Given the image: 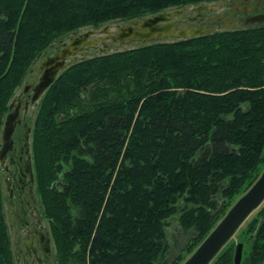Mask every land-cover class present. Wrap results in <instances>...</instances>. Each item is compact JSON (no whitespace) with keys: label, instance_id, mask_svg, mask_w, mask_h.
<instances>
[{"label":"trees","instance_id":"obj_1","mask_svg":"<svg viewBox=\"0 0 264 264\" xmlns=\"http://www.w3.org/2000/svg\"><path fill=\"white\" fill-rule=\"evenodd\" d=\"M208 1L0 0V143L12 98L57 38ZM31 135L58 264H181L264 170V25L77 60L41 97ZM174 218L188 236L170 257ZM248 232L241 264H263L264 208ZM0 264H17L1 162Z\"/></svg>","mask_w":264,"mask_h":264},{"label":"water","instance_id":"obj_2","mask_svg":"<svg viewBox=\"0 0 264 264\" xmlns=\"http://www.w3.org/2000/svg\"><path fill=\"white\" fill-rule=\"evenodd\" d=\"M207 4L196 6L197 11L208 9ZM185 13V8L175 9L171 11H161L156 14L141 18L139 20H131L128 24L120 26L113 32L108 25L99 31L90 29L73 37L69 43H64L63 47L48 56L44 54L45 60L39 67L40 78L37 83L27 84L24 92H29L32 88L31 100L26 104V108L30 104H37L41 96L54 83L59 72L65 69L69 64L77 59V54L85 50L89 46H94L102 40L121 41L123 43H131L134 41H153L164 39L166 37L176 38H192L196 36L206 35L212 29L206 27H178V20L173 18ZM264 20V14L257 18ZM264 25V24H263ZM97 33L102 37H92ZM22 103L9 112L5 119L2 131V144L0 147V161L4 164L8 152L13 148V134L20 120V108ZM30 165L32 160L28 163ZM33 173V171H32ZM264 202V170L255 181V183L236 201L229 209L224 218L200 244L196 251L183 264H210L224 245L236 233L243 222L249 215ZM243 242L236 247L234 256V264H241L243 258ZM192 259V260H191Z\"/></svg>","mask_w":264,"mask_h":264},{"label":"flooded vegetation","instance_id":"obj_3","mask_svg":"<svg viewBox=\"0 0 264 264\" xmlns=\"http://www.w3.org/2000/svg\"><path fill=\"white\" fill-rule=\"evenodd\" d=\"M208 6V9L202 11H197L195 6H186L185 13L175 18L179 21L178 27H208L216 32L232 29L248 22L251 12L261 10L260 13H264V0H234L232 2L226 0L218 5L209 4ZM189 8H192L195 14L190 17V24H184L181 17L185 16ZM220 8L221 10L219 11ZM203 11L207 13L204 14ZM196 22L197 24H195ZM95 37L102 36L97 33ZM99 44L103 48L108 46L104 40ZM54 53L55 51L53 53L48 52L47 55H53ZM34 83L36 82L32 81L29 83L25 81L22 92L9 105L8 113L13 111L19 103H22L20 108L21 121L17 124L13 134V148L8 152L5 163L2 164L7 174L4 182L8 191L9 205L12 211L15 212L17 223L20 224L19 229L24 232V248H20L15 252L17 264H50L49 255L53 247L49 223L43 215L42 204L36 189L33 162L31 169L28 164L32 160L31 134L33 127L30 124L29 112L31 107L34 108L37 104H30L26 108V104L31 100L32 88L29 92H24V89L27 84Z\"/></svg>","mask_w":264,"mask_h":264},{"label":"rangeland","instance_id":"obj_4","mask_svg":"<svg viewBox=\"0 0 264 264\" xmlns=\"http://www.w3.org/2000/svg\"><path fill=\"white\" fill-rule=\"evenodd\" d=\"M226 0H210L208 2H204L206 4H211V5H218L222 2H224ZM231 2L234 0H230ZM203 3V4H204ZM195 5H189L188 7H192ZM186 7V6H184ZM221 10V8L219 9V11ZM204 12V11H203ZM260 11H256V12H251L249 15H251V17H249V21L235 26V28L232 29H239V28H244V27H250V26H257L260 25L262 23H264V20H259L257 18L261 17L264 13H260ZM207 12H204V14ZM195 14V12L192 10V8L188 9V12L185 14L183 18V23L184 24H190V17L193 16ZM128 21H117V22H111L108 25H110V29L115 32L118 30V27L120 25H125ZM197 24V22L195 23ZM103 27V26H102ZM102 27L99 28H89V27H84L81 28L78 31H72L67 33L66 35H64L63 37L57 38L49 47H48V51L50 53H53L54 51L57 50L58 47H62L63 42H70L71 37H74L75 35H78L80 33H82L83 31H86L87 29H96L97 31H99L100 29H102ZM176 40V37H168L165 38L162 41H174ZM107 45L106 48H103L102 45H98L96 47H91L89 49H87L85 52H82L80 54H78V58L77 60H81L83 58H88V57H92L95 56L97 54H103V53H110V52H115V51H120V50H124V49H131V48H135L138 46H144L146 44L151 43L150 41L147 42H143V41H136V42H131V43H123V42H114L112 40H107ZM43 58L42 56L38 57L37 60L31 65L30 70L28 71L26 78L23 82V84L17 89L14 97L12 98L15 99L18 97V94L22 92L23 90V86L25 84V81L31 83L32 81L37 82L39 77H40V73L38 72V69L40 67V64L42 63ZM11 100V101H12ZM41 100V99H40ZM40 100L37 104V106H35L34 108L31 107V110L29 112V117H30V124H32L33 126V121L34 118L36 116V112H37V108L38 105L40 103ZM11 103V102H10ZM10 105V104H9ZM4 126V124H3ZM2 126V129H3ZM3 131V130H2ZM32 137V135H31ZM32 142V139H31ZM6 172L4 171L2 165H1V177H2V183H3V194H4V209H5V213H6V217H7V222H8V226H9V232H10V238L12 241V247H13V251L14 254L15 252H17L20 248H24L23 247V236H24V232L22 231V229H19V223H17V218L14 215V211H12L11 206L9 205V201H8V191L6 189V183L4 182V178L6 177ZM36 189H37V185H36ZM38 192V189H37ZM242 196V195H241ZM240 196V197H241ZM237 197L234 204L236 203V201L240 198ZM40 198V197H39ZM41 201V199H40ZM233 204V205H234ZM232 205V206H233ZM231 206V207H232ZM230 207V208H231ZM264 208V202L258 207L256 208L250 215L249 217L243 222V224L239 227V229L236 231V233L230 238V240L224 245V247L219 251V253L217 255L221 256L222 254H224L226 251H228L229 249L232 248V246L237 247V245L241 242L244 243V249H243V260H245L248 257V253L251 247V238H250V234L248 232V225L249 223L260 213V211ZM47 222H49L47 220ZM48 225V223H46ZM168 240L170 243V257L173 256L174 252H176L179 249L180 245H184V242L187 240V236L188 233H185L182 228L180 227L178 218H174L171 220V225L168 226ZM186 253V252H184ZM43 255H45L44 253H42ZM192 254H190L188 256V254H185V257H187L185 259V261L191 256ZM216 255V256H217ZM215 256V257H216ZM49 259H50V264H58L57 260H56V251H55V246L53 243V247H52V252L49 255ZM185 261L181 262V264H183ZM211 263V262H210ZM264 264V263H263Z\"/></svg>","mask_w":264,"mask_h":264},{"label":"bare ground","instance_id":"obj_5","mask_svg":"<svg viewBox=\"0 0 264 264\" xmlns=\"http://www.w3.org/2000/svg\"><path fill=\"white\" fill-rule=\"evenodd\" d=\"M206 28H208V27H206ZM192 260V259H191Z\"/></svg>","mask_w":264,"mask_h":264}]
</instances>
